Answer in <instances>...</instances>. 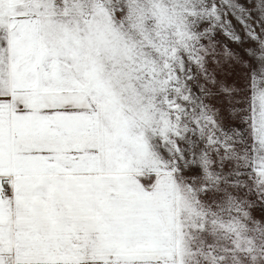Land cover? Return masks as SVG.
I'll return each mask as SVG.
<instances>
[{"label":"snow or ice","instance_id":"1","mask_svg":"<svg viewBox=\"0 0 264 264\" xmlns=\"http://www.w3.org/2000/svg\"><path fill=\"white\" fill-rule=\"evenodd\" d=\"M0 264H264V0H0Z\"/></svg>","mask_w":264,"mask_h":264},{"label":"rangeland","instance_id":"2","mask_svg":"<svg viewBox=\"0 0 264 264\" xmlns=\"http://www.w3.org/2000/svg\"><path fill=\"white\" fill-rule=\"evenodd\" d=\"M219 39H220L222 42H224V43H228L229 46L232 47V48H234V49L237 47L235 44L229 42V41H228L225 37H223V36L219 37ZM229 75L231 76V74H229Z\"/></svg>","mask_w":264,"mask_h":264}]
</instances>
